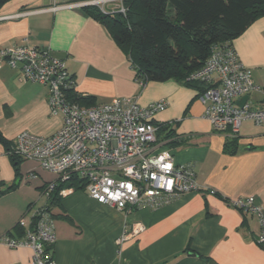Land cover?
Masks as SVG:
<instances>
[{"label":"crops","instance_id":"obj_1","mask_svg":"<svg viewBox=\"0 0 264 264\" xmlns=\"http://www.w3.org/2000/svg\"><path fill=\"white\" fill-rule=\"evenodd\" d=\"M69 3L9 0L0 9V47L50 49L66 61L74 78L76 87L70 94L94 97L96 104L135 95L143 106L165 99L167 107L154 117L163 127L157 132V150L169 148L177 164H191L199 189L161 206H141L130 212L95 200L85 189L73 190L52 209L56 263L264 264V246L257 241L259 218L233 203L253 196L264 208V125L243 122L236 150L229 151V136L204 117L197 88L174 79L150 81L142 88L108 28L81 7L62 6ZM233 46L252 70L255 83L264 88V16L253 21ZM19 74L20 67L4 64L0 68V133L11 147L23 131L49 136L63 124L59 115L50 112L48 85L22 82ZM248 97L255 107L262 106L260 92ZM43 171L48 170L38 161L23 159L17 175L0 141V238L10 233L21 239L24 234L17 227L21 218L47 204L37 189L22 185L24 179L38 189L52 182ZM11 185L14 188L8 189ZM19 194L15 204L5 201ZM137 222L145 230L119 243ZM32 253L31 247L12 248L0 242V264H31Z\"/></svg>","mask_w":264,"mask_h":264},{"label":"built area","instance_id":"obj_2","mask_svg":"<svg viewBox=\"0 0 264 264\" xmlns=\"http://www.w3.org/2000/svg\"><path fill=\"white\" fill-rule=\"evenodd\" d=\"M84 5L113 13L127 10L124 0H86L62 6ZM4 64L20 67L18 79L22 82L48 85L50 112L63 120L62 127L49 136L21 132L10 151L38 161L42 168L57 175L55 181L45 185L47 200L73 173L87 182L85 190L90 197L127 212L141 206L158 207L199 189L191 164H177L169 148L157 150L161 127L154 117L167 107L165 99L143 106L135 95L80 105L69 97L76 83L66 61L50 49L37 46L0 47V68ZM189 79L208 85L198 99L204 105V117L217 131L237 137L245 121L264 125V88L255 83L252 70L244 65L234 46L215 44L206 63ZM137 81L144 88L146 83ZM254 91L261 93V107H255L249 97L243 105L238 103ZM73 190L65 187L59 194L63 197ZM233 203L259 218L257 241L264 243V208L253 196L236 198ZM19 223L25 227L24 236L18 239L4 235L0 242L12 248L31 247V264H57L52 256L56 232L46 206L34 210L30 217L24 216ZM144 230L142 223H134L118 242L137 237Z\"/></svg>","mask_w":264,"mask_h":264},{"label":"trees","instance_id":"obj_3","mask_svg":"<svg viewBox=\"0 0 264 264\" xmlns=\"http://www.w3.org/2000/svg\"><path fill=\"white\" fill-rule=\"evenodd\" d=\"M8 1L0 0V9ZM124 3L127 7L125 13L105 12L95 5H84L81 8L108 28L127 54L136 79H142L144 83L174 79L197 88L200 93L208 85L189 77L203 67L212 47L219 43L233 46L234 40L253 21L264 16V0H124ZM70 96L72 101L80 105L96 104L94 97L77 96L75 93ZM236 140L237 137L228 138L226 148L229 151L235 152ZM0 141L8 149L19 175V165L23 158L10 152L11 143L1 133ZM86 184L83 178L73 173L68 181L58 185L44 205L52 219V209L60 205L62 198L60 189H85ZM11 188L14 185L8 189ZM17 227L25 234L24 226L19 223ZM6 235L11 236L10 233ZM258 243L264 246V243Z\"/></svg>","mask_w":264,"mask_h":264},{"label":"rangeland","instance_id":"obj_4","mask_svg":"<svg viewBox=\"0 0 264 264\" xmlns=\"http://www.w3.org/2000/svg\"><path fill=\"white\" fill-rule=\"evenodd\" d=\"M60 117H61V115H59ZM62 118V117H61ZM45 174H47L49 177H51L52 178V180L54 181V179H56V175L55 174H53V173H50L49 171H43ZM28 182V179H24L23 180V183H22V185H23V187L25 186V187H28V189H30L31 188V190H33V189H37L39 192V194H38V197H40L41 195H43L44 196V188H36L35 186H34V183H31V184H29V183H27ZM33 188V189H32ZM17 198H20V194L19 195H17L16 197H10V198H8L7 200H5V201H7V202H9V203H7V204H11V205H13V204H15V202H16V199ZM43 202V201H42ZM41 202V203H42Z\"/></svg>","mask_w":264,"mask_h":264},{"label":"water","instance_id":"obj_5","mask_svg":"<svg viewBox=\"0 0 264 264\" xmlns=\"http://www.w3.org/2000/svg\"><path fill=\"white\" fill-rule=\"evenodd\" d=\"M247 98H248V96L243 97L242 102H241V105L244 104V102L246 101ZM19 183H20V179H18V180L16 181V185H18ZM0 195H1V192H0ZM212 264H214V263L212 262Z\"/></svg>","mask_w":264,"mask_h":264}]
</instances>
